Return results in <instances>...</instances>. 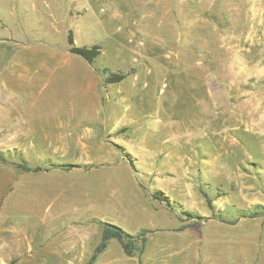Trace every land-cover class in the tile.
<instances>
[{
    "label": "rangeland",
    "instance_id": "374dc122",
    "mask_svg": "<svg viewBox=\"0 0 264 264\" xmlns=\"http://www.w3.org/2000/svg\"><path fill=\"white\" fill-rule=\"evenodd\" d=\"M102 220L147 240L94 264H264V0H0V264H87Z\"/></svg>",
    "mask_w": 264,
    "mask_h": 264
},
{
    "label": "trees",
    "instance_id": "16d2710c",
    "mask_svg": "<svg viewBox=\"0 0 264 264\" xmlns=\"http://www.w3.org/2000/svg\"><path fill=\"white\" fill-rule=\"evenodd\" d=\"M68 42H69V50L71 53L79 55L83 57L85 60H87L89 63H95L96 59L98 56L101 54V46L99 44H93L91 46H81L78 45L75 42V36L74 32L72 30L69 31L68 33ZM105 73H107L106 81L108 83H117L122 81L125 78V74L123 73H118V72H113L109 71L107 72V69L104 70ZM18 167L24 170H33L35 169L36 171L42 170V167H36L32 168V166L28 165L27 163L21 161V162H14ZM133 164V162H132ZM66 168H71L76 166L75 164H66ZM152 196L158 200L164 201L170 206L173 205L170 198L164 194L163 191L161 190H154L152 192ZM173 209H176L173 207ZM181 213L186 215H189V219L193 220V222L190 224V226H196L199 223L203 221L205 217L199 216L197 214H194L193 212H190L188 210H181ZM259 212L257 211H252L250 213V217H254L258 214ZM102 223L104 225L103 229V234H102V239L98 246L95 249L94 254L91 256L90 260L87 262V264H94L97 260V257L100 253H102L106 247L108 246V243L112 239H117L124 251L128 255L134 254L139 248L140 244L145 242L147 240V231L143 230L138 234H132L125 230L123 227L119 226L116 223L110 222V221H104L102 220ZM143 245V244H142ZM143 251V249H141Z\"/></svg>",
    "mask_w": 264,
    "mask_h": 264
},
{
    "label": "built area",
    "instance_id": "2783aa9c",
    "mask_svg": "<svg viewBox=\"0 0 264 264\" xmlns=\"http://www.w3.org/2000/svg\"><path fill=\"white\" fill-rule=\"evenodd\" d=\"M166 85H167V84H164V85H163V88L161 89V91H163V90H164V87H166Z\"/></svg>",
    "mask_w": 264,
    "mask_h": 264
},
{
    "label": "crops",
    "instance_id": "0c3cea01",
    "mask_svg": "<svg viewBox=\"0 0 264 264\" xmlns=\"http://www.w3.org/2000/svg\"><path fill=\"white\" fill-rule=\"evenodd\" d=\"M76 42V41H75Z\"/></svg>",
    "mask_w": 264,
    "mask_h": 264
}]
</instances>
